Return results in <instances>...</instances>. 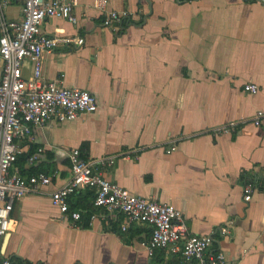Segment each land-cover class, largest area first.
<instances>
[{
  "label": "crops",
  "instance_id": "0c3cea01",
  "mask_svg": "<svg viewBox=\"0 0 264 264\" xmlns=\"http://www.w3.org/2000/svg\"><path fill=\"white\" fill-rule=\"evenodd\" d=\"M77 22L53 17L43 22L49 35H78L85 43L59 46L44 55V74L63 75L65 86L89 91L97 109L74 120H52L20 143L12 167L24 177L56 171L50 184L16 201L11 230L0 240V264H194L180 252L146 243L152 228L120 226L117 213L107 224L89 212L95 189L70 196V210L82 218L72 226L62 218L52 194L72 178L70 151L90 160L114 157L100 169L111 181L147 199L181 210L191 233H216L206 255L223 251L239 264H264V2L263 0H110L128 11L106 27L95 0H78ZM4 9L22 18L18 0ZM3 59L0 55V79ZM33 64L26 61L29 77ZM255 83L257 92L244 90ZM231 124L232 130L220 131ZM175 145L176 151L168 148ZM44 151L30 164L28 158ZM255 191L250 201L245 185ZM6 245H4L5 239ZM180 245H182L180 243Z\"/></svg>",
  "mask_w": 264,
  "mask_h": 264
},
{
  "label": "built area",
  "instance_id": "2783aa9c",
  "mask_svg": "<svg viewBox=\"0 0 264 264\" xmlns=\"http://www.w3.org/2000/svg\"><path fill=\"white\" fill-rule=\"evenodd\" d=\"M95 7L103 16L106 27L121 23L129 17L128 11L110 7V0H95ZM22 4V18L8 19L4 9L13 4L12 0H0V55L3 70L0 79V240L11 230V217L14 204L23 196L35 193L41 187L51 183L55 170L38 171L37 174L24 177L12 172V167L22 154L20 143L34 139L33 130L46 126L52 120L64 122L74 120L85 113L97 109L96 98L80 87L65 86L63 75L50 80L44 74V55L56 51L59 46L83 45L85 39L78 35H49L42 27L46 19L59 17L77 22L74 6L78 0H18ZM264 2V0H263ZM26 61L33 64L29 77L24 76ZM244 90L255 94L257 85L247 83ZM264 117V111L258 110L253 120L256 126ZM231 124L220 127V131L232 130ZM169 153L176 151L172 145ZM43 146L28 158L30 164L43 152ZM71 180L52 194L53 203L59 208L62 218H71V225L78 226L82 218L80 209L70 211L69 198L82 188L95 189L94 206L103 213H94L92 219L100 217L107 224L116 212L122 215L120 226L129 231L134 223H142L152 228L146 243L149 254L157 249L180 252L183 262L194 264H239L230 260L227 253L219 251L207 257L206 251L213 244L214 236L231 234L229 225L210 234L191 233L181 210L170 203H159L147 199L111 181L100 170L112 166L115 158L99 157L90 160L84 157L78 147L70 151ZM244 199L250 201L255 191L252 183L245 185ZM264 187V179L262 181ZM80 188V189H79ZM180 243L182 245H180ZM1 264H11L10 257H4Z\"/></svg>",
  "mask_w": 264,
  "mask_h": 264
},
{
  "label": "trees",
  "instance_id": "16d2710c",
  "mask_svg": "<svg viewBox=\"0 0 264 264\" xmlns=\"http://www.w3.org/2000/svg\"><path fill=\"white\" fill-rule=\"evenodd\" d=\"M19 156H20V155H19ZM16 161H17V160H16ZM94 197H95V195H94ZM70 211H74V210H70ZM92 214H94V213L89 212V216H90V218H91Z\"/></svg>",
  "mask_w": 264,
  "mask_h": 264
},
{
  "label": "water",
  "instance_id": "95a60500",
  "mask_svg": "<svg viewBox=\"0 0 264 264\" xmlns=\"http://www.w3.org/2000/svg\"><path fill=\"white\" fill-rule=\"evenodd\" d=\"M6 240H7V238L5 239L4 245H6Z\"/></svg>",
  "mask_w": 264,
  "mask_h": 264
}]
</instances>
